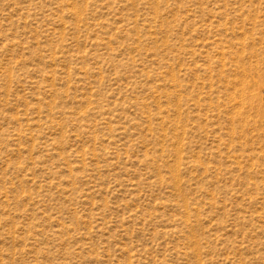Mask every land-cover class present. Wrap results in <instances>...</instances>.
<instances>
[{
	"label": "rangeland",
	"instance_id": "rangeland-1",
	"mask_svg": "<svg viewBox=\"0 0 264 264\" xmlns=\"http://www.w3.org/2000/svg\"><path fill=\"white\" fill-rule=\"evenodd\" d=\"M0 264H264V0H0Z\"/></svg>",
	"mask_w": 264,
	"mask_h": 264
}]
</instances>
